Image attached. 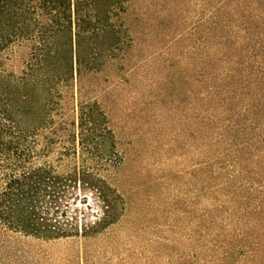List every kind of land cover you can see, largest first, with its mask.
I'll return each instance as SVG.
<instances>
[{"label": "trees", "instance_id": "obj_1", "mask_svg": "<svg viewBox=\"0 0 264 264\" xmlns=\"http://www.w3.org/2000/svg\"><path fill=\"white\" fill-rule=\"evenodd\" d=\"M133 5L0 0V264H22L14 236L89 242L124 216L107 109L139 82ZM209 7L189 77L209 203L189 264H264V0Z\"/></svg>", "mask_w": 264, "mask_h": 264}, {"label": "rangeland", "instance_id": "obj_2", "mask_svg": "<svg viewBox=\"0 0 264 264\" xmlns=\"http://www.w3.org/2000/svg\"><path fill=\"white\" fill-rule=\"evenodd\" d=\"M210 0H134L142 70L107 112L122 162L120 222L89 242L13 237L22 264H189L204 252L202 92L189 77L207 52ZM211 49V48H210ZM209 50V49H208Z\"/></svg>", "mask_w": 264, "mask_h": 264}]
</instances>
